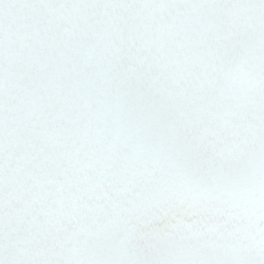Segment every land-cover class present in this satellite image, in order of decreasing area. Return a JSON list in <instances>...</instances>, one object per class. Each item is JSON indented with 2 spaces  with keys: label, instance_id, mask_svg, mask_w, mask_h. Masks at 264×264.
Masks as SVG:
<instances>
[{
  "label": "snow or ice",
  "instance_id": "obj_1",
  "mask_svg": "<svg viewBox=\"0 0 264 264\" xmlns=\"http://www.w3.org/2000/svg\"><path fill=\"white\" fill-rule=\"evenodd\" d=\"M0 264H264V0H0Z\"/></svg>",
  "mask_w": 264,
  "mask_h": 264
}]
</instances>
